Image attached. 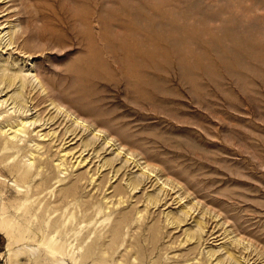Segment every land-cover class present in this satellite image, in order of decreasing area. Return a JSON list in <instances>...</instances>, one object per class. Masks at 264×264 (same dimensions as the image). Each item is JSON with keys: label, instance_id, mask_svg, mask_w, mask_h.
Wrapping results in <instances>:
<instances>
[{"label": "rangeland", "instance_id": "obj_1", "mask_svg": "<svg viewBox=\"0 0 264 264\" xmlns=\"http://www.w3.org/2000/svg\"><path fill=\"white\" fill-rule=\"evenodd\" d=\"M3 1L0 264H264V0Z\"/></svg>", "mask_w": 264, "mask_h": 264}, {"label": "bare ground", "instance_id": "obj_2", "mask_svg": "<svg viewBox=\"0 0 264 264\" xmlns=\"http://www.w3.org/2000/svg\"><path fill=\"white\" fill-rule=\"evenodd\" d=\"M62 1V0H61ZM82 0H74L72 3H71V9H72V13L73 14H71V19H73V18H79V15H80V10H81V6H82V3L84 4V6H85V4H86V2L85 1H82ZM104 1H106V2H108L109 0H104ZM4 3V1L3 0H0V4L1 3ZM70 11V10H69ZM93 15V11H91V12H87V16H89V17H91ZM65 14H63V12H61V19H65ZM69 18V17H68ZM75 19H74V21H75ZM63 23V22H62ZM70 24V23H69ZM69 24H68V26H69ZM2 25V23H0V26ZM63 26V25H62ZM72 26V25H71ZM70 26V27H71ZM5 27H3V28H1L2 29V31L0 32V50H3L2 48H10V47H13L14 46V44L16 43V40H17V38H16V35H15V33H9V34H7V33H4L3 34V32H4V29ZM68 29H69V27H68ZM76 29V28H75ZM69 32H70V30H69ZM72 35L74 36V38H77V34L75 33V31H73L72 32ZM79 35V34H78ZM15 47V46H14ZM3 76H4V74H3ZM20 76V75H19ZM21 77V76H20ZM26 78V77H25ZM24 79V78H23ZM15 80H16V78H15V75H12V74H10V75H8L5 79H3L2 77H0V98H2V96H3V94H5V92L6 91H8L11 87H13L14 85H15ZM28 80V78H26V79H24V81H27ZM40 84H42V82L40 81L39 82ZM18 96V95H17ZM10 101H12L11 103H10V105H16L17 104V100H15V97H13V96H10V97H8V98H6L5 100H3V101H0V104H2V105H4L5 103L6 104H8ZM55 102V101H54ZM22 104V103H21ZM20 104V105H21ZM15 106H13L12 108H14ZM17 108V107H16ZM59 109H60V111H61V114H64L65 112L63 111L64 109H62L61 108V105L59 106ZM66 113H67V111H66ZM65 113V114H66ZM68 115V114H67ZM61 117V116H60ZM29 122V121H28ZM82 123V122H81ZM33 124H35L33 121H32V123H31V125L30 126H32ZM37 124V123H36ZM21 125H23L25 128L27 127V125H28V123H22ZM45 125V123L43 124L42 123V125H38V127L39 126H44ZM7 127L9 126L10 127V129H8V131L6 132H4L3 131V133H1V135H5V133H8V132H11L10 133V135H12V134H14L11 138H13V139H16V138H18V136L20 135L19 134V132L21 131V133H22V130H16V131H14V128H15V126L13 125V124H11V123H8L7 125H6ZM83 126V125H82ZM5 127V126H4ZM66 135V134H65ZM65 135L63 136V140L64 141H67V139H70V136L71 137H73L70 141L72 142V141H74L76 138H77V134L74 132L73 134H70V136H66L65 137ZM98 135V134H97ZM101 137V136H100ZM100 137H98L99 139H101ZM11 140V139H10ZM3 141V140H2ZM1 141V136H0V148H1V146L3 145V142ZM110 143V142H109ZM9 144L10 145H15V143H14V141H9ZM0 160H1V158H0ZM26 171H29L30 170V168H27V169H25Z\"/></svg>", "mask_w": 264, "mask_h": 264}]
</instances>
